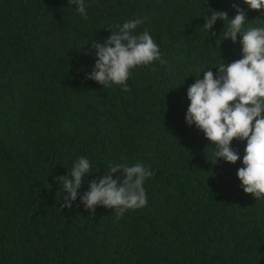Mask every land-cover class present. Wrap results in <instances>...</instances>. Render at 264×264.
Wrapping results in <instances>:
<instances>
[{"label": "trees", "instance_id": "1", "mask_svg": "<svg viewBox=\"0 0 264 264\" xmlns=\"http://www.w3.org/2000/svg\"><path fill=\"white\" fill-rule=\"evenodd\" d=\"M236 2L246 26H264L242 0H85L87 19L67 0H0V264H264V201L240 188L241 161L212 164L211 142L184 121L199 64L240 58L227 20L203 25ZM144 16L136 31L163 62L132 69L127 90L87 79L91 43ZM244 146L232 141L241 157ZM79 156L87 179L110 163L150 167L146 206L90 212L78 195L64 207L55 177Z\"/></svg>", "mask_w": 264, "mask_h": 264}, {"label": "clouds", "instance_id": "2", "mask_svg": "<svg viewBox=\"0 0 264 264\" xmlns=\"http://www.w3.org/2000/svg\"><path fill=\"white\" fill-rule=\"evenodd\" d=\"M67 3L75 5V11L87 19L85 0H67ZM242 3L264 14V0H242ZM232 7L233 16L213 10L203 25L210 34L218 19L227 20L222 39H230L235 44L239 37L240 58L225 64L220 50L219 62L211 67L199 64L198 75L186 90L188 104L184 121L211 142L214 151L208 159L212 164L220 160L234 164L240 160L242 166L236 172L240 188L256 200L264 201V26H246L249 20L246 11L239 2ZM147 20V16L137 17L113 25L103 42L93 41L85 54L92 55L94 63L85 77L103 87L120 85L127 90L132 69L163 62L160 47L149 31H136ZM213 67L215 73L211 70ZM234 139L245 142L242 157L232 147ZM92 170L90 160L79 156L70 171L55 177L62 186L64 207H71L79 195L90 212H94L96 205H103L122 216L148 203L144 185L154 175L150 167L139 161L110 163L103 176L87 179ZM86 179L88 187L81 194L78 190Z\"/></svg>", "mask_w": 264, "mask_h": 264}]
</instances>
